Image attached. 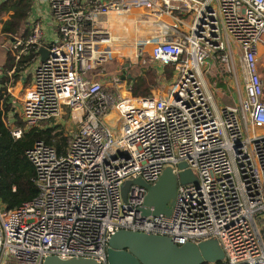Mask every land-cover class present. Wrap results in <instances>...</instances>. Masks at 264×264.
Wrapping results in <instances>:
<instances>
[{
    "label": "built area",
    "instance_id": "built-area-1",
    "mask_svg": "<svg viewBox=\"0 0 264 264\" xmlns=\"http://www.w3.org/2000/svg\"><path fill=\"white\" fill-rule=\"evenodd\" d=\"M45 4L43 19L27 20V36L8 38L16 64L36 54L7 70L13 99L14 77L31 76L13 109L24 126L11 118V133L20 139L30 127L65 119L73 129L64 154L43 141L27 151L38 194L16 208L0 201V264H43L48 256L108 264V241L121 229L177 244L215 238L226 264H264V0ZM111 15L134 22L133 40L117 41L125 37ZM121 56L174 65L175 79L147 97L133 96L122 80L110 90L102 77ZM217 57L233 89V103L222 108L206 78ZM182 161L199 182L178 184L169 215L142 214L143 185H131L124 201L126 180L154 184Z\"/></svg>",
    "mask_w": 264,
    "mask_h": 264
},
{
    "label": "trees",
    "instance_id": "trees-1",
    "mask_svg": "<svg viewBox=\"0 0 264 264\" xmlns=\"http://www.w3.org/2000/svg\"><path fill=\"white\" fill-rule=\"evenodd\" d=\"M31 0H5L0 4V14L6 13L8 17L1 20V34L7 38L12 35L21 33L27 36L29 33L26 29L28 19V5ZM7 58L3 64V68L11 70L17 67L19 71L25 62L35 57V52L24 62L19 64L8 50ZM171 65H164L167 77L170 80L173 76V69L168 68ZM0 67V69H2ZM5 69V70H6ZM128 69V67H127ZM2 71V70H0ZM225 71H221L220 75H216L215 81L224 79ZM219 78V79H218ZM132 79L133 78H129ZM8 76L0 74V201L7 208H16L35 198L38 194V188L35 182L36 169L34 164L27 156V151L34 147L37 141H43L46 145L54 148L58 154L66 152L69 136L65 133L61 124L52 126H35L25 130L20 139L13 137L11 133V118L13 124L24 126L19 115L14 112L15 104L12 95L7 91L5 84L9 82ZM130 83V92L135 97H147L152 95L153 89L158 88L160 77L157 75L155 68L146 72L145 76L134 78ZM211 264V263H204ZM214 264H226L225 261H219Z\"/></svg>",
    "mask_w": 264,
    "mask_h": 264
},
{
    "label": "water",
    "instance_id": "water-1",
    "mask_svg": "<svg viewBox=\"0 0 264 264\" xmlns=\"http://www.w3.org/2000/svg\"><path fill=\"white\" fill-rule=\"evenodd\" d=\"M5 0H0V4ZM41 60L49 56V50L40 48ZM179 171L175 173L172 167H166L160 178L150 184L142 178L126 180L122 186L124 201H127L128 191L133 184L147 188L143 215L170 214V204L177 194L178 184H198L199 178L188 168L186 162L178 164ZM225 254L215 238L199 243L187 242L177 244L172 238L160 234H148L139 231L121 229L115 232L108 241V264H214L224 261ZM43 264H100L94 259L73 257L62 259L58 256H48Z\"/></svg>",
    "mask_w": 264,
    "mask_h": 264
},
{
    "label": "rangeland",
    "instance_id": "rangeland-1",
    "mask_svg": "<svg viewBox=\"0 0 264 264\" xmlns=\"http://www.w3.org/2000/svg\"><path fill=\"white\" fill-rule=\"evenodd\" d=\"M8 17V14L6 13H2L0 14V22L3 19H6ZM122 19L124 21L125 24V28H126V34L124 35V37L131 41L134 39L135 36V26L134 23L128 19H126V17L122 16ZM128 20V21H127ZM116 32V29H115ZM117 34V33H116ZM119 39H117L118 41ZM9 39L3 35L0 34V67H2L6 61L7 55V47H8V42ZM115 49L121 51V54H127V48L123 47L121 45V43L116 42L115 45ZM260 70L262 72V74L264 75V53L261 55L260 59ZM129 64L128 69L125 70V64ZM170 65V64H168ZM120 67V68H118ZM153 67L155 68L157 75L160 77V82L164 81V82H168V79H166L167 77V73L166 72V68L158 63L155 62L153 60H151L149 57H140L139 60H130L129 57L126 56H121L119 59L116 60H112L107 64V70L108 72H110V76H112L111 81L114 83V80H122L123 83L125 84V87L127 86V88H130V83L132 79L129 78H139V76H145L146 72L149 71L150 69H153ZM117 68V69H116ZM168 68H172L173 71L176 69V66L171 65V67L169 66ZM238 68V72H239V67ZM6 69V68H5ZM3 67L2 71H0V74H5L7 76V69L5 70ZM117 72L116 76L114 74V72ZM221 71H225V76L224 79H222V82L219 81H215L216 80V75H220ZM123 72V74L121 73ZM9 77V76H8ZM114 77V78H113ZM116 77V78H115ZM228 77H229V73L227 72L225 65L223 64V62L221 61L220 57H217L216 61L213 63V65L211 66L210 69L207 70L206 72V78L208 80V83L210 84V87L213 91L214 97L218 103V105L222 108L225 107L228 104H232L233 100L231 97V89H232V83H228ZM10 78V77H9ZM219 79V78H218ZM31 80V76H29L25 83H23L21 81L20 76H15L14 77V82L12 83V90L11 93L13 95L16 96L15 99H13V102L15 104V107L17 109V111H19L20 109V103H21V97L24 95V91L25 88H27L26 86L30 83ZM132 80V81H133ZM232 80V79H229ZM240 86H241V82H240ZM159 89H153V90H157ZM233 90V89H232ZM124 94H127L125 90ZM153 92V91H152ZM131 93V92H130ZM52 125L55 124H61L64 127L65 133H69L72 131L73 126L70 122V120L65 119L64 121H55V122H51Z\"/></svg>",
    "mask_w": 264,
    "mask_h": 264
},
{
    "label": "crops",
    "instance_id": "crops-1",
    "mask_svg": "<svg viewBox=\"0 0 264 264\" xmlns=\"http://www.w3.org/2000/svg\"><path fill=\"white\" fill-rule=\"evenodd\" d=\"M28 19L29 18H38V19H43V16L44 15H47L48 14V12H49V10H48V7H47V5L45 4V0H31V2L29 3V5H28ZM114 17H115V15H111V21H113V25H114V27H115V29H117L116 31L119 33V34H121V35H125L126 34V28L124 27L125 26V24H124V21H123V19H122V16H119V18L118 19H114ZM124 17H126V16H124ZM27 19V20H28ZM126 19H128L127 17H126ZM129 20V19H128ZM127 20V21H128ZM131 21V20H130ZM28 22V21H27ZM121 22H122V24H121ZM134 23V22H133ZM134 26H135V24H134ZM28 27H29V25L27 26V24H26V29H28ZM121 28V29H120ZM1 29H2V23L0 22V34H1ZM28 31H29V29H28ZM2 35V34H1ZM3 65V64H2ZM129 66V64L127 63V64H125V70H127V67ZM164 66V65H163ZM118 68H120V67H118ZM117 69V68H116ZM117 72H119V71H116V72H114V74H115V76H116V74H117ZM174 73H173V76H172V78L170 79V80H168V82H172L174 79H175V76H176V72H175V70L173 71ZM122 74H123V72H121ZM111 74H110V72H108V74H106V75H104L103 77H102V79L105 81V83H106V87H108V89H110V90H115L116 89V84H114L112 81H111V77L112 76H110ZM114 78V77H113ZM113 80V79H112ZM123 83V82H122ZM162 83H164V81H162ZM124 88H127V86L125 87L124 86Z\"/></svg>",
    "mask_w": 264,
    "mask_h": 264
},
{
    "label": "bare ground",
    "instance_id": "bare-ground-1",
    "mask_svg": "<svg viewBox=\"0 0 264 264\" xmlns=\"http://www.w3.org/2000/svg\"><path fill=\"white\" fill-rule=\"evenodd\" d=\"M118 19V18H117ZM113 22V21H112ZM121 24H122V22H121ZM121 29V28H120ZM117 30V29H116ZM117 34H118V36H119V33L118 32H116ZM119 40H120V42L121 41H129V40H127L126 38H123V37H120V38H118ZM127 49H129V48H127ZM130 50V49H129Z\"/></svg>",
    "mask_w": 264,
    "mask_h": 264
}]
</instances>
